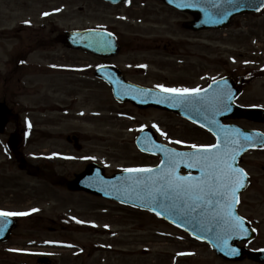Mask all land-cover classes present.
I'll use <instances>...</instances> for the list:
<instances>
[{
  "label": "rangeland",
  "instance_id": "obj_1",
  "mask_svg": "<svg viewBox=\"0 0 264 264\" xmlns=\"http://www.w3.org/2000/svg\"><path fill=\"white\" fill-rule=\"evenodd\" d=\"M13 1L17 4L0 0V45L20 48L35 43L37 51L26 66H16V56L0 60V73L11 76L7 95L18 103L14 112L25 110L21 127L30 122L35 131L28 132L24 161L3 154L5 136L0 135V209L28 213L21 216L9 241L0 244V264H38L37 257L43 255L55 264H159L161 257L160 264H165L164 259L176 264L172 256L189 240L183 233L145 211L72 190L67 182L93 161L103 164L108 173L156 164L158 156L145 155L135 145L137 130L146 125H155L162 139L166 130L193 144L210 143L212 137L164 110L117 103L95 77L100 58L92 54L85 53V77L64 72L83 64V55L64 50L54 38L84 26L113 28L126 43L115 61L127 74L142 70L146 73L132 77L152 86L174 83L189 88L241 70L251 60H263L254 49L264 43V16H240L223 30L193 32L179 23L189 16L159 1L134 0L121 6L103 0ZM17 6L25 7L20 10L22 22L32 23L25 31L19 29L21 22L15 25L4 19L20 12ZM145 61L150 68L141 69ZM17 67L24 76L15 73ZM19 76L24 79L22 88L15 83ZM3 95L0 82V98ZM241 102L264 106V78L247 86ZM82 110L85 116H79ZM236 122L264 131V122L246 118ZM75 135L81 138L80 149L67 140ZM54 150L57 158L50 160ZM244 161L255 176L256 189L245 195L254 208L242 206V212L261 218L264 150L250 153ZM255 244L264 245V227Z\"/></svg>",
  "mask_w": 264,
  "mask_h": 264
},
{
  "label": "snow or ice",
  "instance_id": "obj_2",
  "mask_svg": "<svg viewBox=\"0 0 264 264\" xmlns=\"http://www.w3.org/2000/svg\"><path fill=\"white\" fill-rule=\"evenodd\" d=\"M207 2L211 3L213 7H217L213 0H207ZM227 2L233 6L236 5V0H227ZM261 3L264 4V0H261ZM185 6L197 7L198 3L193 2ZM205 11L208 10L205 9ZM97 43L101 46L108 44L106 40L102 39ZM156 87L164 92L175 94L171 99L188 104L197 112L211 113L210 116H205V119L212 125H218L214 119L215 114L219 112L221 106L228 108V102L231 100V95L225 94L222 90H217L211 96H208L207 93L201 96V91L205 90L199 88H166L164 85ZM218 127L223 132V137L217 135V142L214 144H192L189 147L195 151L188 152H176L164 145L154 144L164 156L157 168L125 169V171L148 173L149 175L143 179L132 178L133 191L137 194L144 192L150 202L160 203L161 207H166L169 211L183 214L193 227L201 226L205 220L209 224L214 223L220 229L214 233L215 238L221 240L224 247H228V241L233 235L239 236L247 233L243 218L234 213L235 205L239 203L238 193L245 187L247 173L243 168L236 166L237 156L240 155L244 147L240 143L239 129L230 133L222 126ZM157 130L159 131L158 128ZM211 130L209 128V131ZM161 134L167 135L166 133ZM242 139L248 141L251 137L245 135ZM174 143L180 144L182 141L177 140ZM181 164L189 169H199L200 175H180ZM163 201H169V203L165 205ZM33 211L37 210L33 209ZM159 214L157 213V215ZM23 215H28V213L0 210V218H3L0 219V235L7 231L8 225L11 223L7 217ZM205 230L212 232L213 228L206 227ZM12 251L19 250L12 249ZM237 252V249L232 248L228 254L235 255Z\"/></svg>",
  "mask_w": 264,
  "mask_h": 264
},
{
  "label": "water",
  "instance_id": "obj_3",
  "mask_svg": "<svg viewBox=\"0 0 264 264\" xmlns=\"http://www.w3.org/2000/svg\"><path fill=\"white\" fill-rule=\"evenodd\" d=\"M114 2H118L120 0H112ZM167 2H170L171 4L179 7L181 10L189 12L191 14H193L195 16V21L188 23L189 27H194L196 29H204V28H222L224 26H226L230 19L240 13L246 12V11H251L254 9H259L263 4L261 3V0H236V5L233 6L232 4H229L227 2V0H213V2L217 5V7H213L211 3H208L207 0H166ZM198 3L197 7H187L185 5L189 4V3ZM205 9H207L208 11H205ZM222 12H227L230 14H226V15H221L218 13H222ZM99 33H96L94 31H75V32H71L67 35V41L70 43H73L75 46H77V44L75 42L81 43L84 36H85V48H89L92 49L95 52L101 53V54H110V53H115L114 50H117V48H112L110 47L109 43L107 44V46H100L97 48H93L92 43L94 41H96L97 37H98ZM102 40H106L107 42L108 39L105 37L102 38ZM79 45V44H78ZM110 49L108 52H104L106 50ZM112 72V71H111ZM226 82V79H224L223 81H218L216 83H214L213 85H211V87L207 88L204 92L200 93L201 96H204L205 93H207L208 96H211L213 93H215L217 90H214L212 92H210L212 89H218V86L221 85L222 82ZM117 88H115L114 90H116ZM132 90H138L136 88H132ZM151 93V91H149ZM150 93H145L143 94V99L146 100L147 103L150 104H156V105H160V106H165V107H170L171 105L167 104L168 102H165V97L162 94H159V92L155 93V98L159 99H153ZM235 96L231 97V100L228 102L229 103V107L228 108H223V106H221L220 110L225 109L226 111L223 113L218 114L217 116H214V119L218 122V125H212L208 123V120L205 119V116H210L211 113H204L203 111L201 112H194V110L191 108L189 109L187 112H184V105L182 103H180L178 100L175 101L173 100L174 103H172V109L175 111H178L180 113H186L187 117L191 118L192 120L196 121L197 123L204 125L207 128H211L214 133L216 135H220L221 137H223V132L220 130V127L218 126H222L223 129L230 131L231 130V126H226L223 125L222 121L224 119V117L226 116H236L238 114L241 113V110L239 108H237L235 105H233V99ZM232 106H235L236 108L234 109L233 112L228 111ZM243 113H245L246 115H248L251 119L254 120H264V109H258V108H247ZM7 118H6V109L5 107H3L2 105H0V128L5 124ZM237 130V127L234 126L233 131ZM240 134H242L243 132H241V129L239 130ZM248 134L251 135L250 132H245V135L248 136ZM245 135H242L245 136ZM261 135V134H260ZM250 137V136H249ZM264 141V137H261ZM264 143V142H263ZM241 144L244 145L243 149L241 150L240 155L246 150L248 149L250 146H256L259 144H262L259 142V139L253 138L251 137L250 140L248 141H243ZM146 149V148H145ZM149 150V149H146ZM152 151H157L155 149H150ZM240 155L237 156V161H236V165L238 162V159L240 157ZM148 173H133V174H129L126 176H114V177H106L104 175V171L103 169H101L98 165L96 164H91L89 165L86 170L84 172H82L81 174H79L75 180H73L72 182H70V186L75 188V189H79V190H85L88 192H92L95 194H99L102 196H107V197H113L117 200H121L123 202H128V203H132L135 204L137 206L143 207V208H148V209H152V210H156L158 211L160 214L164 215L165 217H167L168 219L172 220L175 223H179V219L182 218L183 214H177L175 215L174 212H172L171 214L168 213L169 210L166 209V207H161L160 203H152L150 202L149 198L147 197V195L144 192H140L139 194H137V192L135 191H129L130 189H133V179L134 177L136 178H140L143 179L146 176H148ZM120 184H123L124 189H122L120 187ZM129 185V186H128ZM128 186V187H127ZM130 192V193H127ZM169 203V201L164 202L165 205H167ZM175 215V216H174ZM176 218H178V220H176ZM207 221V220H205ZM203 222V224L199 227H193V229L187 228L189 229L195 236H199V237H205L208 238V234L209 231H206L205 228L209 225L208 222ZM180 224V223H179ZM16 225V223L14 222L13 224H11L4 237H2L3 235H0V239H7L11 229ZM183 225V224H180ZM211 226V225H209ZM214 231L210 232L211 235V241L212 240H216L215 235H214ZM209 240V238H208ZM41 263L43 264H48V261L46 259H40L39 260Z\"/></svg>",
  "mask_w": 264,
  "mask_h": 264
},
{
  "label": "flooded vegetation",
  "instance_id": "obj_4",
  "mask_svg": "<svg viewBox=\"0 0 264 264\" xmlns=\"http://www.w3.org/2000/svg\"><path fill=\"white\" fill-rule=\"evenodd\" d=\"M160 2L162 5L165 6V4H163L162 0H146V2ZM132 2H134V0H132ZM107 4H109L110 6H121L123 4H118V5H113L109 2H105ZM168 7V6H167ZM83 9H85V7H83ZM141 19V18H139ZM185 21L186 20H180L179 23H181L183 25V27H185ZM21 31H25L27 29L26 26L22 25L21 28H19ZM54 29H56L55 31H57V28L55 27ZM85 29V26H84ZM37 32V30H36ZM61 35V34H60ZM59 37H55L54 40L58 41ZM120 39V37H119ZM121 40V39H120ZM173 40H175V38H173ZM60 41V40H59ZM61 45H63L68 52L72 51L73 53H80L83 55L82 58V62L83 64L81 65H76V67H81V74L83 77H85V50H80V49H72V48H67L66 44L64 45L63 42H57ZM120 43V42H119ZM121 44H123L122 40H121ZM5 46V48L3 49V51H5L8 45H4L3 43L0 45L1 49ZM27 46H31V45H22L21 49L18 50V52H23L26 53L28 56H30L33 52L37 51V47H35V43H33V45L31 47L26 48ZM166 45H164L165 47ZM262 49L264 50V43L261 44ZM258 49H254V51H257ZM262 50V51H263ZM133 51H137V49L133 48ZM120 56V55H119ZM117 56V57H119ZM116 58H108V59H102L101 62L102 63H115V59ZM168 59V57H167ZM255 63V62H254ZM255 69L253 70H262L263 68V63H261L259 61V64H254ZM16 66H21L20 63L16 64ZM25 66V65H24ZM13 69V67H12ZM15 73L19 74V75H23L21 70L19 69V67L14 68ZM123 74L125 75V78L129 81H133L135 83L141 84L143 86H149V84L147 82L144 81H139V80H135L132 76H138V74H144L146 72L142 71V70H137L135 69V72L133 73V75H131L130 73L127 74L125 70H123L121 68ZM251 70V71H253ZM249 67L247 66L246 68H244L242 75H243V79H244V85H248V83L252 80H254L257 76L252 77V73H251ZM64 72H71L73 73L74 70H70V71H64ZM2 73H0V81H1V89L4 91V95L2 98H0V101L5 102L8 106H9V114H8V121L5 124L4 128L0 130V135H4L5 139L3 141L5 148L3 149L2 147V151L4 155H7L9 152L12 153L15 157L16 156H21V159L24 158L22 157L21 153L25 150V143L28 140L27 139V135L26 132H34L35 130H28L25 129L24 127H21V122H22V116H23V112L24 110H21L18 112V114H16L14 112V106H18V103L16 101H13L11 98H9V96L7 95L8 92V88L9 84L11 82L10 78L11 76L6 73L3 77L1 75ZM232 76H235V74H231ZM239 76V75H238ZM237 76V77H238ZM142 77V76H141ZM20 88L24 87V79L22 77H18L17 78V82H15ZM171 84V85H169ZM175 85L174 83H168L167 86H173ZM152 87V86H151ZM184 87V86H183ZM9 94V92H8ZM21 108V107H20ZM10 128V129H9ZM12 128V129H11ZM46 132V131H43ZM243 166L246 167L247 171L250 174V186L249 189L251 187L255 188V176L251 174L250 170L247 168V165L245 163V161L243 160ZM20 168H24L23 166H20ZM261 196H263L262 194H259ZM263 204H264V199H263ZM241 206H248L251 207V205L248 203V199L246 198L243 203H241ZM240 206V207H241ZM254 208V207H251ZM241 216H243L245 219H247L248 223L250 226L256 228L257 233L261 232L262 228L264 227V216L261 218H255L252 217L247 214H244L240 211ZM203 246H205L203 243L201 242H187L183 244V247L180 248L179 252L180 255L179 257L176 259V264H246V263H255V264H264V260L262 261H256L255 258V252L257 249H261L260 247H256L254 245V240L253 241H238L235 243L236 249L238 250L237 254L235 255H231V257L225 258L222 257L220 255H218L214 250H211V247L208 248H203ZM204 252L208 253L209 256L205 257ZM183 253V255H182ZM4 258V257H1ZM261 260V259H260Z\"/></svg>",
  "mask_w": 264,
  "mask_h": 264
}]
</instances>
